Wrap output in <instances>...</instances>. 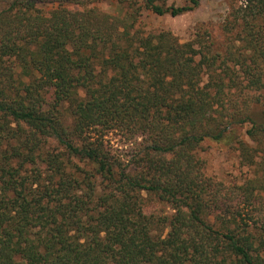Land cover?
I'll use <instances>...</instances> for the list:
<instances>
[{"label": "trees", "instance_id": "trees-1", "mask_svg": "<svg viewBox=\"0 0 264 264\" xmlns=\"http://www.w3.org/2000/svg\"><path fill=\"white\" fill-rule=\"evenodd\" d=\"M52 1L0 0V264H264V0L221 51L142 27L203 0Z\"/></svg>", "mask_w": 264, "mask_h": 264}, {"label": "rangeland", "instance_id": "rangeland-1", "mask_svg": "<svg viewBox=\"0 0 264 264\" xmlns=\"http://www.w3.org/2000/svg\"><path fill=\"white\" fill-rule=\"evenodd\" d=\"M101 1V0H100ZM168 5L182 6L185 0H167ZM53 1L45 6L47 10L52 7ZM239 5L238 0H203L198 8L177 17L155 16L144 12L141 24L144 30L157 32H169L179 42L184 43L195 39L209 40L214 50L221 51L225 46V35L222 31L224 20L230 9ZM102 12H109L110 4L102 1L96 5ZM202 166V173L206 177H212L224 184H241L251 177L252 171L240 165L238 152L228 145L206 142L204 148L198 154ZM249 170V171H248ZM151 210H167L165 206L155 204Z\"/></svg>", "mask_w": 264, "mask_h": 264}]
</instances>
